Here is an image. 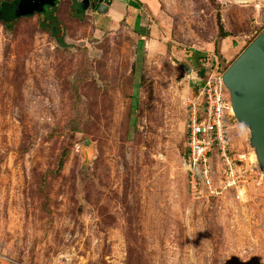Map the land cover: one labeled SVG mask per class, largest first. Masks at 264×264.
I'll return each instance as SVG.
<instances>
[{
  "label": "rangeland",
  "instance_id": "obj_1",
  "mask_svg": "<svg viewBox=\"0 0 264 264\" xmlns=\"http://www.w3.org/2000/svg\"><path fill=\"white\" fill-rule=\"evenodd\" d=\"M79 2L0 22V264H264L247 129L229 131L243 194L195 198L185 166L192 53L226 71L264 30V0Z\"/></svg>",
  "mask_w": 264,
  "mask_h": 264
},
{
  "label": "built area",
  "instance_id": "obj_2",
  "mask_svg": "<svg viewBox=\"0 0 264 264\" xmlns=\"http://www.w3.org/2000/svg\"><path fill=\"white\" fill-rule=\"evenodd\" d=\"M203 68L204 77L198 75V93L188 105L185 166L190 173L191 193L195 198L204 191L217 195L236 190L241 195L247 183V169L239 165L244 155L234 156L232 152L229 131L236 119L230 94L222 80L225 69L218 60L203 65ZM218 174H221V180L220 186L216 187Z\"/></svg>",
  "mask_w": 264,
  "mask_h": 264
},
{
  "label": "water",
  "instance_id": "obj_3",
  "mask_svg": "<svg viewBox=\"0 0 264 264\" xmlns=\"http://www.w3.org/2000/svg\"><path fill=\"white\" fill-rule=\"evenodd\" d=\"M81 12L90 0H80ZM98 10L106 13L114 0H98ZM52 0H17L13 17L32 16L42 12ZM231 97L234 117L249 133V146L256 165L264 175V30L228 67L222 77Z\"/></svg>",
  "mask_w": 264,
  "mask_h": 264
},
{
  "label": "trees",
  "instance_id": "obj_4",
  "mask_svg": "<svg viewBox=\"0 0 264 264\" xmlns=\"http://www.w3.org/2000/svg\"><path fill=\"white\" fill-rule=\"evenodd\" d=\"M16 1H4L2 3H0V22H3L4 24H6V26H10L12 22H14L16 19L13 17V12H14V7L16 5ZM53 4H46V6H50V5H55L57 3V0H52ZM218 24H219V36L222 39H225L227 37L230 36L229 33H227L224 29L223 24L221 23V18H220V14H218ZM42 27L45 29H48L49 32L53 35V37L56 38V40L58 41L59 45L65 47L66 43L64 40V32L61 29V24L60 22L57 20V18L55 17V15H50L48 16V21L42 24ZM193 59H194V63L195 66L197 68H202L201 70V75L204 76V72L205 69L203 68V66L201 64H199V61H201L202 59H204L205 57L203 56V54L197 52V51H193L192 53ZM198 92V90H197ZM197 94V93H196Z\"/></svg>",
  "mask_w": 264,
  "mask_h": 264
},
{
  "label": "flooded vegetation",
  "instance_id": "obj_5",
  "mask_svg": "<svg viewBox=\"0 0 264 264\" xmlns=\"http://www.w3.org/2000/svg\"><path fill=\"white\" fill-rule=\"evenodd\" d=\"M81 1L79 2L80 5ZM101 5V2H99L98 0H90V6H96L97 9L98 7Z\"/></svg>",
  "mask_w": 264,
  "mask_h": 264
},
{
  "label": "bare ground",
  "instance_id": "obj_6",
  "mask_svg": "<svg viewBox=\"0 0 264 264\" xmlns=\"http://www.w3.org/2000/svg\"><path fill=\"white\" fill-rule=\"evenodd\" d=\"M252 155H253V154H252ZM251 159H252V161H255V157H254V155L251 156Z\"/></svg>",
  "mask_w": 264,
  "mask_h": 264
}]
</instances>
